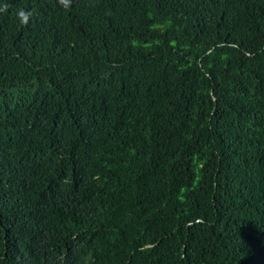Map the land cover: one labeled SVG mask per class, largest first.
Instances as JSON below:
<instances>
[{
  "label": "trees",
  "instance_id": "16d2710c",
  "mask_svg": "<svg viewBox=\"0 0 264 264\" xmlns=\"http://www.w3.org/2000/svg\"><path fill=\"white\" fill-rule=\"evenodd\" d=\"M0 264H264V0H0Z\"/></svg>",
  "mask_w": 264,
  "mask_h": 264
},
{
  "label": "clouds",
  "instance_id": "9594fccd",
  "mask_svg": "<svg viewBox=\"0 0 264 264\" xmlns=\"http://www.w3.org/2000/svg\"><path fill=\"white\" fill-rule=\"evenodd\" d=\"M60 3L67 6L68 3H69V0H60ZM31 16V13H28V12H25L23 10L20 11L19 13V17L21 19V21L24 23V24H27L28 23V20H29V17Z\"/></svg>",
  "mask_w": 264,
  "mask_h": 264
}]
</instances>
